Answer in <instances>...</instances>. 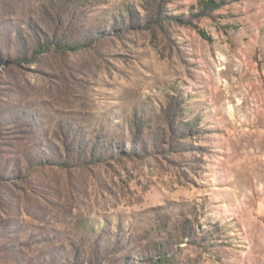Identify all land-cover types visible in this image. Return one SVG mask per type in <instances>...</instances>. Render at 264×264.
Listing matches in <instances>:
<instances>
[{"label":"rangeland","instance_id":"1","mask_svg":"<svg viewBox=\"0 0 264 264\" xmlns=\"http://www.w3.org/2000/svg\"><path fill=\"white\" fill-rule=\"evenodd\" d=\"M0 264H264V0H0Z\"/></svg>","mask_w":264,"mask_h":264},{"label":"trees","instance_id":"2","mask_svg":"<svg viewBox=\"0 0 264 264\" xmlns=\"http://www.w3.org/2000/svg\"><path fill=\"white\" fill-rule=\"evenodd\" d=\"M200 4H201V6H202V8H205L206 10H208L210 7H212V5L210 4V1H207V2H205V1H201L200 2ZM202 10H204V9H202ZM204 36H206L205 35V33H202ZM48 43H51V42H48ZM55 46H57V47H59V48H61V49H63L64 47H62L61 45H59V44H56V43H53ZM90 44H88V42L87 41H85V42H77V43H70V44H67L66 45V48H69V49H71V50H76V49H79V48H82L83 46H89ZM49 46L48 45H46V46H41L39 49H38V52H41V50H44V49H47ZM93 156V155H92ZM93 158H95V156H93ZM62 164H66V163H62Z\"/></svg>","mask_w":264,"mask_h":264}]
</instances>
